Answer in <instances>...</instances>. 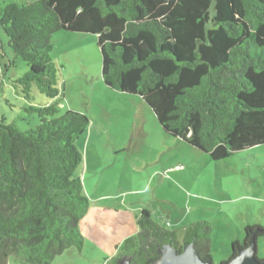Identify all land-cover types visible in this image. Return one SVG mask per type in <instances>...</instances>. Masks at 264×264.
I'll return each mask as SVG.
<instances>
[{
	"label": "trees",
	"instance_id": "1",
	"mask_svg": "<svg viewBox=\"0 0 264 264\" xmlns=\"http://www.w3.org/2000/svg\"><path fill=\"white\" fill-rule=\"evenodd\" d=\"M0 29L28 67L17 79L22 94L28 98L35 84L48 99L26 108L38 117L33 128L0 117V264L11 256L50 264L83 248L78 222L90 201L76 175L83 154L75 140L89 119L74 111L56 116L62 93L50 39L59 30L96 35L103 84L139 96L163 132L213 161L264 144V0H24L0 9ZM134 217L136 233L113 258L152 264L163 244L179 253L193 243L211 262L207 220L179 234L147 209ZM255 229L264 236L263 226L247 225L228 260Z\"/></svg>",
	"mask_w": 264,
	"mask_h": 264
},
{
	"label": "rangeland",
	"instance_id": "2",
	"mask_svg": "<svg viewBox=\"0 0 264 264\" xmlns=\"http://www.w3.org/2000/svg\"><path fill=\"white\" fill-rule=\"evenodd\" d=\"M22 1L0 0V9ZM6 38L0 29V117L26 130L39 122L36 113L26 108L45 105L48 99L35 84L28 98L22 94L17 79L28 67L14 57ZM96 40L94 34L63 30L50 39V57L59 68L62 93L56 116L74 111L89 119L86 131L75 140L83 154L76 175L82 180L83 191L92 196L78 222L84 237L83 251L70 247L50 264H119L113 258L117 251L111 243L136 233L137 206L149 208L159 225L179 234L187 225L207 220L211 224V261L218 264L227 260L230 243L236 239L243 242L244 227L264 225V144L213 161L163 132L139 96L103 84ZM153 160L155 166L163 162L167 167L174 162L180 167L169 169L162 177L160 172L152 176L151 166L142 168L141 164ZM105 194L112 197L92 199ZM121 199L124 203L119 202ZM107 204L116 210L101 209ZM166 222L169 225L165 226ZM256 254L264 259V236L256 239ZM7 264L26 263L11 256Z\"/></svg>",
	"mask_w": 264,
	"mask_h": 264
},
{
	"label": "water",
	"instance_id": "3",
	"mask_svg": "<svg viewBox=\"0 0 264 264\" xmlns=\"http://www.w3.org/2000/svg\"><path fill=\"white\" fill-rule=\"evenodd\" d=\"M258 231L255 229L250 232L247 244L242 248L236 249L235 256L220 264H262L256 256V235ZM157 254L160 256L154 260L152 264H214L212 261L203 260L197 253L193 243L183 245L181 252H177L173 246L163 244L157 248ZM119 264H129L128 260H120Z\"/></svg>",
	"mask_w": 264,
	"mask_h": 264
},
{
	"label": "crops",
	"instance_id": "4",
	"mask_svg": "<svg viewBox=\"0 0 264 264\" xmlns=\"http://www.w3.org/2000/svg\"><path fill=\"white\" fill-rule=\"evenodd\" d=\"M128 149V148H127ZM121 150V149H120ZM129 150H131V148L129 149ZM115 152H117L116 150H115ZM131 152V151H130ZM132 155V154H131ZM128 156H130V154L128 155ZM160 157H163V156H161L160 155ZM152 162L154 163L155 161L153 160V161H150V163L148 164V161L146 162H144V164L142 165L141 164V167L143 168V167H148V166H151V169L153 170L152 172H153V174L154 175H152V176H155L156 174L155 173H157V172H160L159 174H160V176L161 175H165V173H166V171H168L169 169L170 170H172V169H178L180 166H178V165H175V163L173 162L172 164H169V166H167V167H164L163 165H162V163L163 162H159V165L157 166V164H156V166L155 165H152ZM156 162L158 163V160H156ZM135 166L137 167V161L135 162ZM168 173V172H167ZM162 177V176H161ZM160 177V178H161ZM83 192H85V194H86V196L88 197V199H89V201H90V194L89 193H87L86 191H83ZM108 196H110V197H112L111 195H108V194H105V195H100V196H97V197H94V198H92L93 200H107L109 197ZM118 196V195H117ZM92 197V196H91ZM119 202L121 203V202H123L124 203V200L123 199H121V200H119ZM104 208H107V210L108 211H112V207L109 205L108 206V204L107 205H105V206H103L101 209H104ZM137 208V211H139L140 209H146L147 207H145V206H143V207H141V206H137L136 207ZM149 211H150V209L149 208H147ZM114 211L116 210V209H113ZM152 216V215H151ZM156 222H157V220L155 219V218H153ZM158 223V222H157ZM167 223L168 222H166L164 225L166 226L167 225ZM248 225H255V224H248ZM161 226H163V225H161ZM260 226H263L264 227V225H260ZM236 240H238V239H236ZM235 241V240H234ZM239 241V240H238ZM120 242H112L111 244H112V246H113V248H115L118 244H119ZM83 247H84V240H83ZM83 249L84 248H82V251H83ZM81 251V252H82ZM114 255H112L111 256V258L113 257ZM256 256H257V254H256ZM110 258V259H111ZM229 258V257H228ZM228 258H227V260H228ZM257 258H259V259H263L261 256H257ZM103 261L105 262V261H107V258H106V256H103ZM224 261H226V260H224ZM223 260H221L220 262H224ZM106 264H108V263H106ZM219 264V263H218Z\"/></svg>",
	"mask_w": 264,
	"mask_h": 264
}]
</instances>
